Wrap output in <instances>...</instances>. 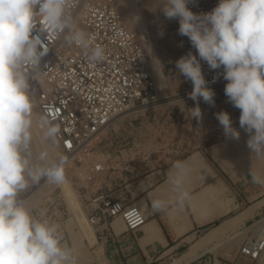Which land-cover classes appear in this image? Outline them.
<instances>
[{
    "label": "clouds",
    "instance_id": "obj_1",
    "mask_svg": "<svg viewBox=\"0 0 264 264\" xmlns=\"http://www.w3.org/2000/svg\"><path fill=\"white\" fill-rule=\"evenodd\" d=\"M194 0H163L158 11L168 20H178V35L187 37L195 54L181 56L175 67L191 81L189 98L196 102L191 118L202 120L199 102L215 106V92L208 86L201 61L211 70L223 69L227 81L224 94L240 110L239 125L249 136L251 159L264 160V0H219L208 12H194ZM76 0H0V264H78L74 248L65 244L61 226L45 211L33 212L21 194L41 182L63 185L68 158L53 159L46 147L35 150L33 137L34 99L30 79L49 52L48 34L63 37L92 62L105 59V50L93 45L69 14ZM156 11V10H153ZM39 18V23H38ZM38 28L39 34H34ZM160 35H163L161 31ZM43 36V38H42ZM147 47V45H146ZM151 55V49L148 48ZM153 64L162 82L168 77L158 58ZM218 77L213 78V82ZM224 136L239 140L230 114H215ZM41 144L56 146L59 125L41 117ZM192 168L187 160H176L170 180L175 205L183 210L190 193L185 181ZM254 184L264 185V176L249 172ZM154 211L163 212L169 202L153 199Z\"/></svg>",
    "mask_w": 264,
    "mask_h": 264
},
{
    "label": "built area",
    "instance_id": "obj_2",
    "mask_svg": "<svg viewBox=\"0 0 264 264\" xmlns=\"http://www.w3.org/2000/svg\"><path fill=\"white\" fill-rule=\"evenodd\" d=\"M219 0H194L192 11H211ZM75 25L88 33L93 45L105 50V59L90 61L80 48L67 45L63 37L48 34L49 52L41 59L40 68L30 79L31 95L37 107L39 122L48 117L61 129L58 145L68 158L81 161L91 142L104 132L111 121L132 106H144L157 99V86L150 67V57L143 41L126 27L116 0H76L69 10ZM39 23V18H38ZM38 28L34 34L38 33ZM43 38V36H42ZM186 46L195 54L188 38ZM202 71L212 89L225 86L223 69L211 70L201 61ZM42 79V82L38 80ZM218 77L215 82L213 78ZM240 116V110L228 109ZM236 127L238 131L239 123ZM40 126V125H39ZM122 134L117 135L118 137ZM121 162H135V159ZM107 163L95 165V171L105 180ZM115 175V176H114ZM118 178L112 173L110 186L92 180L97 188L89 193L84 188V212L93 228L100 222L108 224L120 219L127 231L134 232L148 220L145 211L130 198L111 196ZM264 255V230L256 229L252 238L239 243L233 264H257Z\"/></svg>",
    "mask_w": 264,
    "mask_h": 264
},
{
    "label": "crops",
    "instance_id": "obj_3",
    "mask_svg": "<svg viewBox=\"0 0 264 264\" xmlns=\"http://www.w3.org/2000/svg\"><path fill=\"white\" fill-rule=\"evenodd\" d=\"M241 131L239 140L228 139L178 159L187 160L192 168L185 181L190 200L183 210L175 205L176 193L169 176L174 161L161 175L152 174L155 179L148 185L117 180L111 196L130 198L141 206L148 220L134 232L127 231L118 218L108 224L100 222L94 228L96 243L80 232L72 242L76 253H81L80 260L84 264H166L196 248L198 255L186 264H233L238 241L229 249L227 235L212 238L237 220L238 230H243L264 213V185L252 183L250 169L240 164L239 172L245 175L236 178L225 169V163L251 158L248 147L244 148L248 134ZM112 183L105 180L103 187ZM153 199L168 201L169 206L163 212L154 211Z\"/></svg>",
    "mask_w": 264,
    "mask_h": 264
},
{
    "label": "rangeland",
    "instance_id": "obj_4",
    "mask_svg": "<svg viewBox=\"0 0 264 264\" xmlns=\"http://www.w3.org/2000/svg\"><path fill=\"white\" fill-rule=\"evenodd\" d=\"M116 1L119 2V0ZM139 5L145 14L148 29L163 65L164 74L168 77L170 93L185 94L191 92V81L185 80L175 67V62L190 51L186 46V37L178 35V20H168L162 13L158 12L163 6V0H140ZM124 22L126 21L124 20ZM125 25L127 26V23ZM161 31L163 35H160ZM134 32L140 38L139 33ZM224 88L225 86L213 89L215 92L214 107L204 103L202 99L200 100L199 107L202 111V120L200 121L191 118L190 109L196 106V102L188 96L184 106L172 102L139 114H130L118 128L109 126L89 145L88 151L82 156L81 161L73 160L69 169L66 168L68 181L81 202L82 209L86 205V200L83 198L84 188H87L88 192L91 193L96 190L99 182L105 181L102 174L96 173V164L105 162L108 167H112L109 170L110 175L106 179L108 181H111V175L115 172L119 183L128 181V183L139 185L141 182H145L148 185L155 179V175L152 174L159 173L161 175V171L171 162L181 159L193 151L205 149L228 140L229 138L224 136L223 129L215 116L220 111L235 109L228 102ZM159 96L160 90L158 88L157 99ZM33 115L37 117L38 123L36 105ZM230 117L233 127L236 128L239 123V115L234 114ZM119 134L122 135L118 137ZM47 145L53 152L55 159H58L59 155L65 156L58 144L56 146ZM35 150H37L36 142ZM120 158H124V160L135 159V162H121ZM90 171L92 173L89 177ZM90 178L98 184H94ZM35 187L37 186H33L26 193L21 194L25 205L27 204L26 198ZM49 190L51 191L47 194H41L35 205L30 207L27 204L26 206L34 213L45 211L51 221L61 226L63 242L75 249L77 247L72 244L73 237L80 235L81 226L74 219V213L67 199L62 195L61 189L53 187ZM246 226L245 233L240 235L241 239L237 237L235 242L228 243V248L237 244L236 241L239 244L244 238L251 239L254 230H264V213ZM80 254L77 253L78 259H80ZM261 263L264 264V256L259 264Z\"/></svg>",
    "mask_w": 264,
    "mask_h": 264
},
{
    "label": "bare ground",
    "instance_id": "obj_5",
    "mask_svg": "<svg viewBox=\"0 0 264 264\" xmlns=\"http://www.w3.org/2000/svg\"><path fill=\"white\" fill-rule=\"evenodd\" d=\"M139 2H140V0H119V2L117 3V7H118L120 14L123 17V20L126 21L124 23H127L126 27L132 31L133 30L137 31L139 33L140 39L143 41L145 47L147 45V47H146L147 51H148V48L151 49V55L149 54L150 67H151V71L153 73V76H154V79L156 82V86H157L156 94L158 95V88H159L160 96L153 103H150V104H147L144 106H139V107L132 106L125 113L117 116L109 124V126H114L116 128H118L120 125H122L124 123L127 116H129L130 114H133V113L139 114V113H142L144 111H148V110H151L153 108H156L157 106H162V105L169 104L172 102L173 103H180L184 106L186 99L189 96L188 94L190 93L189 92V93H185V94H174V93L172 94L169 91L168 81L165 84L162 82V80H161L159 74L157 73V70L153 64L152 56H155L156 58H158L160 62H161V60L159 58V54H158V52L155 48V45L153 43L151 33L148 29V24L146 22L145 14L143 12L142 7H140V5H139ZM148 53H149V51H148ZM161 64H162V62H161ZM38 80L40 82H42V79L40 77H38ZM220 87H222V86H220ZM32 119H33L32 131H33L34 141L36 142L37 151L40 150L41 148L46 147L47 150L49 151L51 157L53 159H55L54 154L49 149L48 145L47 144L46 145L41 144V142H40L42 130L40 129V126H39V117H38V123H37V117L36 116L33 115ZM213 129H214V127H213ZM248 138H249V136H247V140H248ZM247 140H246V143L244 144V148H247ZM134 155H135V153H134ZM72 162H73V160L68 157V163L66 164L67 170L69 169ZM240 164H241V166H244L243 169L247 168V169H250L251 171H255L257 174H259L261 176H264V160H257L254 157L252 159L250 158V159H246V160L244 158H240L239 162L238 161H232L229 163H225V169L234 178H236L238 176L242 177L245 174L239 172L240 169H238V166ZM91 173L92 172L90 171L89 177H90ZM86 176L88 177V174ZM90 180L92 181L91 178H90ZM53 187L54 188L59 187L61 189L62 195L67 199V201L70 205V208L74 213V219H76V221L81 226V229H82L84 236L91 243H94L96 241L95 229L90 224L86 214L84 213V211L82 209L81 202L79 201L77 195L74 193L73 189L71 188L70 183H69L68 178H67V174H66V182L63 185L57 186V185L41 182L40 185H38L37 187L32 189L31 193L26 198V203L28 204V206L32 207L33 205H35L36 202L41 197V194L42 195L47 194L49 191H51V190H49V188H53ZM243 223H245V222H243ZM239 225H240L239 221L232 223L225 230L218 232L217 235L212 239L216 240V238H222L224 235H227L226 240L229 243L235 242L237 237H239V239H241L240 235L244 234L246 229L244 228L243 230H238ZM229 232H231V233H229ZM195 250H196V248H193L192 251H189L188 253L182 255L179 258H175L169 264H186L187 262H189V260H191L192 257H194L197 254V253L195 254ZM78 264H84V262L82 260L78 259Z\"/></svg>",
    "mask_w": 264,
    "mask_h": 264
}]
</instances>
